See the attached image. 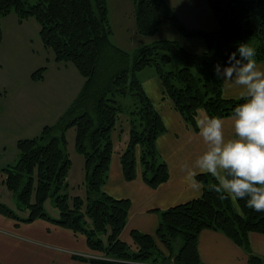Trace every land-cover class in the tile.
<instances>
[{"label":"trees","instance_id":"obj_1","mask_svg":"<svg viewBox=\"0 0 264 264\" xmlns=\"http://www.w3.org/2000/svg\"><path fill=\"white\" fill-rule=\"evenodd\" d=\"M139 34L154 36L174 25L186 39L204 38L206 49L189 51L179 40H156L129 54L110 39L106 0H0L1 18L15 10L20 19L33 16L40 23L42 39L52 47L59 62L75 64L85 78L82 91L54 125H46L38 136L19 139L18 161L4 169L6 189L12 191L20 210L0 202V212L21 222L48 219L76 233H83L93 251L104 259H86L100 264H204L199 256L200 232H224L250 253L249 234H264V212L247 208L246 201L220 200L209 186L210 175H199L204 191L196 199L164 210L155 234L132 230L137 249L120 237L127 226L129 199L114 198L103 187L108 181L114 150L113 129L123 112L130 119V140L121 154L124 178L141 176L153 188L170 178L169 166L158 153L156 140L167 131L163 118L146 94L139 78L144 68L154 67L186 123L196 127L197 109L208 116L227 118L244 101L226 98L223 81L214 67L226 66L231 53L242 43L256 50L264 62V0H206L218 27L213 31L188 28L166 0H133ZM36 78L43 76L39 71ZM124 98L130 101H124ZM74 128L76 150L84 156V193L71 192L68 175L72 159L67 151L66 130ZM53 198L59 217L45 209ZM168 249L163 254L156 239ZM179 244V248H177ZM248 264H264L253 254Z\"/></svg>","mask_w":264,"mask_h":264},{"label":"crops","instance_id":"obj_2","mask_svg":"<svg viewBox=\"0 0 264 264\" xmlns=\"http://www.w3.org/2000/svg\"><path fill=\"white\" fill-rule=\"evenodd\" d=\"M166 1H168L169 5L178 14L180 20L188 28L200 29L203 27V29L213 31L218 27L216 23L211 22V16H214V14L210 9H205L204 7L202 10L205 13L204 20L199 19L201 11H190L192 18L194 16L197 19L195 21L193 19L188 21L185 15L183 16L177 11L171 1ZM207 20L212 23L213 28L208 29L204 27ZM199 52L195 51V53ZM258 64L264 68V62L261 61ZM223 67L225 66H221V68ZM65 68L66 70L70 69L69 65L63 68L61 66H54L51 69L48 67L46 72L54 71V73L60 75ZM72 75L75 81V90L73 89L72 91L75 92L67 97L68 100L66 102L63 103L62 100L54 99L56 92L50 89L46 91L44 89L43 93L32 94L28 97V99L31 98L32 100L27 107L29 112L26 110V117L32 120L30 126H28L30 136H21L23 138L19 136L16 139L17 144L19 139L38 136L42 132L43 124L38 121L44 114V108L48 111L47 105L51 103L52 110L53 103L58 105L55 114V118L58 121L76 101L84 87L85 78L80 74L77 67L73 69ZM138 75L146 94L157 111H159L167 129L165 133L159 135L157 138L156 147L158 153L161 154L169 166L170 178L158 187L153 188L141 176L142 166L140 163L137 165L138 176L136 179L130 181L124 178L121 154L129 144L131 123L127 113L123 112L120 114L117 119L118 122L112 131L114 150L109 166L108 181L103 189L114 198L129 199L130 206L127 226L122 231L120 237L133 248L135 244L131 236L132 230H138L150 235L155 234L161 224L160 221L164 210L196 199L202 195L204 186L198 179L203 186L200 191L191 190L187 185L182 183L185 173L181 171L180 166L183 162L191 164L206 147L199 135V130L197 131L195 128L190 127L174 106L172 99L164 95V86L158 73L152 68H144ZM61 84L58 83L57 86H61ZM223 92L226 98L239 99L241 97L240 89L230 87L224 82ZM203 110L204 112L200 113V115H208L206 109L204 108ZM230 117L223 118L225 121L224 132L226 138L231 137L234 132ZM39 130H41L40 133ZM7 149L5 146L2 151L6 152ZM78 157L82 161L81 168H83L84 156ZM9 165H12V163H9L7 167ZM4 169L0 170V202L9 206L3 200V194L6 191L4 183L6 173ZM83 174H85V170ZM71 177L70 168L68 175V180L71 182L70 191L75 192L74 187H77L78 184L73 185ZM50 216L57 218L59 214L55 211V215ZM249 243L250 253L233 242L224 232L205 229L200 232L198 238L199 256L204 264H248L251 254L264 259V234L251 232L249 234ZM179 247V244H177V248ZM97 253V251L89 248L87 238L83 233H76L71 228L68 229L48 219L38 218L33 222H21L15 218H9L0 212V264H100L80 258L82 254L94 255Z\"/></svg>","mask_w":264,"mask_h":264},{"label":"rangeland","instance_id":"obj_3","mask_svg":"<svg viewBox=\"0 0 264 264\" xmlns=\"http://www.w3.org/2000/svg\"><path fill=\"white\" fill-rule=\"evenodd\" d=\"M176 7L181 15H185L187 20L195 18L190 14V11L198 10L200 12V20H204L205 13L202 11L210 9L206 0H169ZM108 5L109 25L112 28L110 39L119 49H123L129 54L134 53L137 48L144 44H150L156 40L178 39L181 44L189 51H202L206 49V41L204 38L186 39L179 28L174 25L166 26L160 29L154 36L141 35L136 26V3L133 0H106ZM203 6V7H202ZM203 17V18H202ZM212 23L219 25L214 16H211ZM1 30L3 38L0 42V170L6 168L9 163L15 164L19 159V148H17V138L21 136H30L29 127L31 119L27 116V107L32 101L28 97L32 94H40L47 89L54 90L55 98L59 101L66 102L67 97L75 90L73 69L76 65L71 62H59L56 59L52 47H47L42 39L40 23L33 16L20 19L17 12L13 10L11 13L2 16ZM209 20L206 21L204 27L213 28ZM204 24V23H203ZM194 29V28H193ZM199 29V28H195ZM203 27L200 28V30ZM206 30V29H203ZM208 31V30H206ZM190 41V42H189ZM203 52V51H202ZM199 52L198 54H201ZM69 65L70 69L66 68L60 75L54 71L46 72V70L54 66L62 68ZM153 70L154 67H150ZM41 72L43 76L36 78L34 74ZM148 72V71H146ZM58 83H63L57 86ZM63 87V88H62ZM72 88L70 91L69 89ZM69 91V92H68ZM124 101H130L124 98ZM62 103V104H63ZM57 104L47 105L48 111L44 108V114L38 121L45 125H54L57 123L55 118ZM53 111V112H52ZM29 112V111H28ZM38 127V126H33ZM41 130H39V133ZM67 137V151L72 159L71 180L73 185L78 184L82 188L76 189V192L84 193V175L82 167V156L76 150L75 129L69 128L65 132ZM26 138V137H25ZM7 147V151L3 152V147ZM79 174V175H78ZM71 183V182H70ZM72 185V184H71ZM3 200L13 207L18 214L26 215L28 211L20 210L17 206L16 199L12 191L6 189L3 194ZM2 200V201H3ZM45 209L49 215H55V211L59 214V209L53 202L52 197L45 200ZM157 246L162 253L168 254V249L163 246L162 242L157 238ZM134 249H137L134 247ZM103 257H107L103 252L97 251Z\"/></svg>","mask_w":264,"mask_h":264},{"label":"clouds","instance_id":"obj_4","mask_svg":"<svg viewBox=\"0 0 264 264\" xmlns=\"http://www.w3.org/2000/svg\"><path fill=\"white\" fill-rule=\"evenodd\" d=\"M214 71L230 87L240 89L243 103L232 114L234 129L225 136V121L219 116H208L197 109L194 117L205 150L189 164L180 166L185 173L182 183L200 191L199 175H210L215 183L209 186L220 200L246 201V207L264 212V68L256 59V50L247 43L231 53L227 66L215 65Z\"/></svg>","mask_w":264,"mask_h":264},{"label":"built area","instance_id":"obj_5","mask_svg":"<svg viewBox=\"0 0 264 264\" xmlns=\"http://www.w3.org/2000/svg\"><path fill=\"white\" fill-rule=\"evenodd\" d=\"M81 256H84V257H87V258H90V259H94V258H97V259H104V257L100 254H92V255H86V254H82ZM144 264H147V263H144ZM166 264H174V262H169V263H166Z\"/></svg>","mask_w":264,"mask_h":264}]
</instances>
